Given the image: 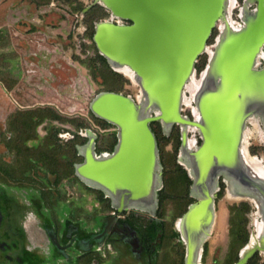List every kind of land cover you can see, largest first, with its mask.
Returning a JSON list of instances; mask_svg holds the SVG:
<instances>
[{
	"label": "water",
	"instance_id": "95a60500",
	"mask_svg": "<svg viewBox=\"0 0 264 264\" xmlns=\"http://www.w3.org/2000/svg\"><path fill=\"white\" fill-rule=\"evenodd\" d=\"M94 3L110 15L95 22L93 42L108 64L138 89L135 95L101 90L91 99L93 115L116 125L119 140L112 153L97 155V134L92 133L89 143L80 146L85 159L76 164L79 178L103 191L118 210L155 214L164 165L150 123L159 120L165 130L178 124L179 163L192 178L197 199L176 221L186 244L184 264H200L202 244L216 219L220 178L227 193L239 198L235 201H251L254 219L260 221V226L254 224L256 237L252 232L235 264H246L256 250L264 254V174L251 167L244 149L253 154L251 138L255 132L264 135V0H244L239 20L233 17L238 0ZM203 54L207 62L197 77L191 117L183 113L187 85L197 76L196 63ZM190 130L202 138L195 149ZM253 155L264 170V156Z\"/></svg>",
	"mask_w": 264,
	"mask_h": 264
},
{
	"label": "flooded vegetation",
	"instance_id": "af4514ba",
	"mask_svg": "<svg viewBox=\"0 0 264 264\" xmlns=\"http://www.w3.org/2000/svg\"><path fill=\"white\" fill-rule=\"evenodd\" d=\"M78 1L87 3L82 9V21L86 24L84 27L86 32L90 28L89 24L93 22L95 8H103L107 13L106 18L110 15L105 7L94 3V0ZM243 4L244 0H238L237 7L233 11L234 18L239 19V8ZM254 6L251 5L250 9ZM95 22L97 20L94 21V24ZM123 22L128 21L123 20ZM215 35L216 33H214ZM212 42L209 43L211 44ZM89 45L90 47L86 44V48L79 47L82 62H92L93 57L90 51L92 44ZM70 47L68 46L67 48ZM66 50L65 48L63 49V51ZM96 50L98 51L97 47ZM82 51L84 52L81 53ZM61 66L65 72L71 74L72 69L69 65ZM109 67L117 73L119 82L123 87L118 92L135 95L134 92L130 93L127 90L130 88L129 84H133L131 80L125 79L122 73L115 71L110 65ZM52 71L58 73L60 70L52 68ZM59 77L60 75L57 76V78ZM7 89L8 91L11 90V88ZM62 93L64 92L55 93L53 97L59 98ZM46 104L47 106L40 108H50L60 116H63L64 119L49 117L44 119L37 126L38 137L29 140L28 144L42 151L48 142H52L53 144L50 147L53 149L68 152V155L65 156L68 157L67 160L70 161L73 171L61 176L59 173L48 171L43 163H38L34 170L27 173L32 180H26L28 182H25V184H17L16 186L12 184L9 175L0 173V264H157L162 241L169 236L166 219L160 215L162 206L160 195L155 214L136 209L118 210L112 206L110 199L109 201L100 199L99 192L96 191L99 189L84 183L76 173V164L83 162L85 159V156L80 152V146L89 143L92 133H96L95 153L97 155L112 153L119 140L118 127L95 116L98 118V125L101 130L96 131L93 129L87 118V115L93 114L90 109V102L88 112L75 111L74 109V111L69 112V114H74L70 117L64 116L68 112L56 103L50 102L43 105ZM32 108L38 107H27L26 109L20 107L19 110L11 112L8 119L11 120L18 111ZM186 109H188V112L184 110L183 113L192 117V107L186 106ZM156 122L154 125H151L152 122L150 123L156 137L158 134L154 127L158 125H160L161 131L166 136H170L174 130H178L181 146L182 129L180 125L174 124L170 130H165L159 120ZM9 128H6L5 146L7 154L4 160L10 167L15 153L10 147L12 132ZM49 137H52L53 141ZM188 139H190L193 149L202 143V138L196 130L188 132ZM158 145L160 149L159 141ZM263 149L264 144L261 145L257 152H251L264 156ZM161 154L162 151L160 149V160L162 162ZM8 155L9 157H7ZM223 183L224 185H222ZM192 184L193 180L191 178L188 188V197L190 199L187 200L186 208L181 216L191 204L197 202L196 197L192 195ZM222 188L226 190L227 184L220 178V189L215 197L216 203ZM87 195H92L99 203L92 211L87 210L85 207ZM255 211L256 209L252 207L250 211L252 218L247 224L248 241L255 229ZM28 222L31 224L34 236L29 232ZM215 223H217L216 219ZM157 226H159L158 230H156ZM175 228L179 232L176 222ZM179 236L178 239L185 244L180 232ZM209 237L202 244L200 264H203L205 253L209 251V245L207 244ZM242 248L243 246L239 249L238 259L232 264L239 260ZM229 251L230 240L226 255H228ZM250 260H253L252 262L255 261L256 264H264V254L256 250L246 263L255 264L250 263Z\"/></svg>",
	"mask_w": 264,
	"mask_h": 264
},
{
	"label": "rangeland",
	"instance_id": "374dc122",
	"mask_svg": "<svg viewBox=\"0 0 264 264\" xmlns=\"http://www.w3.org/2000/svg\"><path fill=\"white\" fill-rule=\"evenodd\" d=\"M86 4L87 3L78 0H49L46 3L42 2V0H0V157L2 159H4L7 154L5 135L6 128L10 127L8 126L10 121L8 116L11 112L19 110L20 107H24L25 109L27 107L40 108L42 106H47V104H43L51 102L61 106L63 110L68 112L64 116L70 117L74 114H69V112L74 111V109L75 111L88 112L89 102L95 94L111 85L110 79L106 82L103 81L104 73L107 72L106 68L100 69L94 67L92 72L88 62L83 63L81 61L79 47L86 48V44L88 47H90L89 44H92L90 49L92 57L93 59L97 57L96 46L93 41L90 43L91 39L87 35L88 33L86 30H84L86 24L82 21V9ZM76 6L80 7L77 9ZM93 14V23L95 20L99 21L107 17V13L103 8H95ZM49 30H58L63 33H58L57 36H53L56 34L50 33ZM11 43L17 44L18 49H20L18 52L14 51V54L21 53L24 57L20 69L23 68L22 72L25 75L31 70V74L36 77L35 81L32 80L31 82L32 87L36 90L39 88V90L42 91L38 93L37 96L33 93H31V95L23 93L22 95L21 91L18 90V92H16L17 94L15 93L16 95H14L16 99L15 103L8 98L5 89L6 67L10 65V62L6 60V56H10L6 53V48H8ZM45 44H49L50 47L53 48L52 51L47 52L55 54L58 57L50 63L47 62L48 66L45 68L47 74H45L42 69H40L42 73L37 71V68H43L44 65V63H41V56L37 53L39 51H30L32 47L36 49L38 46ZM68 46L71 47L67 48ZM64 48L67 50L63 51ZM83 52L84 51L81 53ZM204 55L205 54L201 55L196 66L197 77L200 76V72L205 67L201 69L199 67L203 62ZM32 62H35L36 66H34ZM61 65H69L72 69L71 74L65 72L64 69L61 68ZM52 68L60 71L55 73L52 71ZM39 75L41 78L44 77V79H47V81H44L45 85L40 84V87H38V84H34L37 87L33 86V83L38 81ZM58 75H60L59 78H57ZM123 77L127 79L126 76L123 75ZM31 84L28 83L27 85L31 86ZM129 85L130 88L127 89L128 92L136 93L138 87L134 84ZM65 87H67L66 92L62 93L61 97H53L55 93L58 94V92H56L57 89H65ZM114 87L123 88L120 82H115ZM189 95L190 93L188 92V96ZM184 110L188 112L186 106H184ZM90 116L96 124H99L98 119L94 117V115ZM172 134L169 140L162 141L163 175L165 172L167 177L176 174V164L179 163L181 147L180 144L177 146L176 136H172ZM251 142V151L254 150V152H257L261 145L264 144V135L260 136L255 132L251 138ZM7 157H9V155ZM13 159H15L14 156ZM11 182L16 186L17 184H25V182L28 181L12 180ZM179 188L180 189L177 190L178 192L174 193L170 189H167V192L171 193V196L164 201L160 209V215L166 219L169 236L162 241L157 264H184L185 244L178 239L180 236H173L172 233L176 231L175 222L180 218L186 208V202H188L187 200L190 198L188 197L186 183H183V186L180 185ZM227 197V190L222 188L217 198L216 216H218L222 205H224L226 223L223 229H220L218 224L215 223L214 229L212 230L213 232L208 239L207 244L209 245V251L205 253L203 264H227L226 253L230 240L229 218L231 205L248 202L250 210L246 213L248 217L247 224L252 218L250 214L251 208L253 207L251 201H229Z\"/></svg>",
	"mask_w": 264,
	"mask_h": 264
},
{
	"label": "trees",
	"instance_id": "16d2710c",
	"mask_svg": "<svg viewBox=\"0 0 264 264\" xmlns=\"http://www.w3.org/2000/svg\"><path fill=\"white\" fill-rule=\"evenodd\" d=\"M49 0H42V2L46 3ZM80 6H76L78 9ZM94 15V14H93ZM90 28L87 31V35L93 41L94 34V23L91 22ZM213 35L208 40V43L213 41ZM95 45V43H94ZM96 46V45H95ZM96 48V47H95ZM203 62L201 64L200 69L203 68L206 64V54L204 55ZM8 61V60H7ZM86 62V61H83ZM87 63V62H86ZM91 71L93 72L94 67L104 69L106 68L107 72L104 73L103 81H108L110 79L111 85L106 89L112 91H119L121 88L114 87L115 82L118 83V75L116 72L110 69L109 64L104 56H102L97 51V57L92 58V62L88 63ZM197 66V65H196ZM96 76V74H95ZM17 83V79L11 75V71L8 66L6 67V78L5 84L8 88H12ZM121 84V83H120ZM93 115V114H92ZM61 118L64 119L63 116H60L54 110L50 108H35L29 110H23L16 112L12 119L9 121L10 131L12 132L10 147L15 153V159L11 166L5 162L4 159L0 157V173L9 175L10 179L13 181H31L32 178L27 175L30 171L34 170L38 163H43L46 165L47 170L60 174L64 176L65 173H72L71 163L65 155H68V152H63L62 150L57 151L50 147L53 143L48 142L46 146L42 149V151L29 146L28 141L31 139H35L38 137L37 126L46 118ZM95 117V116H94ZM98 119V118H97ZM157 123L156 121L152 122L151 125ZM157 132V138L160 143V149L162 151L163 145L162 141H167L171 138L170 136H166L160 128V125L154 127ZM177 132V133H175ZM176 136L177 146L180 144V133L178 130H175L172 136ZM52 140V137H49ZM53 141V140H52ZM254 152V150H252ZM161 154V159H162ZM66 157V158H65ZM163 162V160H162ZM164 165V164H163ZM177 171L176 174L171 175L169 177L166 176L164 172V187L159 191L160 199L162 204L164 201L171 196V193L167 192V189H170L173 193L178 192L180 185L183 186V183L187 184V191L189 188V184L191 182V178L189 177L187 170L180 164L177 163ZM35 181V180H33ZM224 185V183L222 184ZM95 191V189H93ZM99 192V198L103 200L109 201V198L105 196L104 192L101 190H96ZM221 194V193H220ZM250 210V205L248 202H241L240 204H234L230 206V251L227 255V264H232L238 259L239 249L244 246V244L248 241L249 232L247 230V222L248 217L246 213ZM159 229V226L156 227V230ZM173 236H179V232L173 231ZM253 260H250V263Z\"/></svg>",
	"mask_w": 264,
	"mask_h": 264
},
{
	"label": "crops",
	"instance_id": "0c3cea01",
	"mask_svg": "<svg viewBox=\"0 0 264 264\" xmlns=\"http://www.w3.org/2000/svg\"><path fill=\"white\" fill-rule=\"evenodd\" d=\"M50 33H53V34H56V35H53V36H57L58 33H63L62 31H58V30H49ZM41 47V48H40ZM50 45L49 44H45V45H40L38 46L36 49H34L32 47V49H30V51H39L37 52L40 56H41V63L43 65V68H37V71H39V73H42L40 71V69L43 70V72H45V74H47V70L45 68H47V62H52L53 60H55L56 58H58L55 54H50L49 52L47 51H52L53 48H49ZM20 49H18V45L15 44V43H11L10 46H8V48H6V53H8V55L10 56H6V60H8L10 62V65L8 66L9 70L11 71V75H13L14 78H16L18 81L17 83L11 88L10 91H8V87L5 85V89L7 91V94H8V98L13 102L15 103L16 99L14 97V95H16L19 91H21L22 95L23 93H25L26 95H31V93L35 94L38 96V93L42 92L39 90V88L36 90L35 88L32 87V80L35 81V78L32 74H31V70L28 71V74L25 75L23 72H22V69H20V65L22 64V60H24V57L22 56V54H14V51H19ZM47 52V53H45ZM14 54V55H13ZM62 56V55H60ZM28 60V59H27ZM31 60V59H30ZM29 60V61H30ZM32 64L34 66H36V63L35 62H32ZM28 66V65H27ZM42 75V74H41ZM41 78V76L39 75L38 77V81L36 83H33V86H37L40 87V84L42 85H45L44 81L47 79H44ZM37 80V79H36ZM26 82V84H25ZM31 84V86H28L27 84ZM36 84V85H34ZM36 86V87H37ZM66 88L65 89H57L56 92H66ZM29 92V93H28ZM16 93V94H15ZM28 93V94H27ZM86 199H87V203L85 205L86 209L89 210V211H92L94 209V207H96V205L98 206V201L96 200V198H94L92 195H87L86 196ZM28 229H29V232H31L32 236H34V231L31 227V224L28 222Z\"/></svg>",
	"mask_w": 264,
	"mask_h": 264
},
{
	"label": "bare ground",
	"instance_id": "6f19581e",
	"mask_svg": "<svg viewBox=\"0 0 264 264\" xmlns=\"http://www.w3.org/2000/svg\"><path fill=\"white\" fill-rule=\"evenodd\" d=\"M121 70H122V72H125L127 74V76H132V73L129 70H127V69H121ZM197 80H198L197 76L192 77L191 81L187 85V92H186V96H185V103H186L185 105L188 107H192L191 110H194V111L196 110V108H195L193 96L195 95V92H196V90L200 84V80H198V81ZM188 90H190L192 92V97L188 96ZM246 141L249 142V135H246ZM244 149H245V158H246L247 162L251 165V167H253L255 169V171L257 173L264 174V170H263L262 165L260 164V160L257 157H255L253 154H249L247 152L246 146ZM227 199L229 201H235V200H238L239 198L228 193ZM225 214H226V211L224 210V205H222L220 213L217 216V224H218L220 229H223L224 224L226 223L225 222L226 221V215ZM254 223H257L258 225L257 224L256 225L260 226V221L257 217H255ZM253 237L254 238L256 237V230H254V232H253Z\"/></svg>",
	"mask_w": 264,
	"mask_h": 264
},
{
	"label": "built area",
	"instance_id": "2783aa9c",
	"mask_svg": "<svg viewBox=\"0 0 264 264\" xmlns=\"http://www.w3.org/2000/svg\"><path fill=\"white\" fill-rule=\"evenodd\" d=\"M236 20H239V19H236ZM216 33H217V30H216ZM87 118H88V121L90 122L91 126L93 127V129H95L96 131L101 130V127L93 121L91 116L87 115Z\"/></svg>",
	"mask_w": 264,
	"mask_h": 264
}]
</instances>
